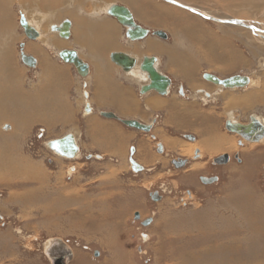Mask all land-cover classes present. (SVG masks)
<instances>
[{"label":"rangeland","instance_id":"obj_1","mask_svg":"<svg viewBox=\"0 0 264 264\" xmlns=\"http://www.w3.org/2000/svg\"><path fill=\"white\" fill-rule=\"evenodd\" d=\"M179 1L205 7L214 14L264 24V8L257 7H264V0ZM139 2L152 5L157 12L152 13L160 18L172 10L178 15L182 13L209 33L205 42L208 44L203 46L197 40L174 35L180 44L195 45L200 54L196 61L203 58L198 64L201 72L196 86L204 88L182 87L181 82L175 81L165 96L177 102L175 107L178 104L209 117V124L198 121L193 130L177 125L172 114H155L149 124L153 129L150 133L130 132L134 138L126 144L127 148H138L132 160L144 168L135 172L129 160L131 151L125 159L106 157V161L100 153L85 149L75 159L55 155L48 142L62 138L67 130L52 132L47 128L51 122L43 120L48 123L45 125L40 124L42 120L33 119L34 104L19 105V95H12L11 99L6 95V104L0 100V110L6 114L0 113V264H52L46 251L55 240L62 241L72 252L70 264H264V140L250 145L226 129L230 112L241 124L249 123L253 115L264 118V44L255 40L252 30L220 25L162 0ZM158 6H165V12L160 13ZM19 9V0H0V53L5 52L3 60L7 66V76L0 83L7 86L11 82L12 92L19 90L18 77L30 72L22 61V44L27 38L23 35ZM35 21L42 27L41 22ZM186 28L188 33H196L194 28ZM168 34V41L172 42L173 36ZM210 46L225 54L229 67L207 62L203 53L210 52ZM207 73L221 79L247 76L253 83L246 88L225 89V93L241 96L237 100L230 97L229 102L221 97L224 89L205 80ZM22 79L23 83L26 79L29 88L30 77ZM202 90L211 97L205 98ZM3 91L0 87V93ZM258 91L261 95L257 98L243 100V95ZM8 111L13 116H7ZM25 115L32 119H21ZM18 116L23 120L24 131L17 129L14 118ZM207 125L220 135L236 139V147L223 152L214 149L212 154L201 150V133ZM171 140L193 148L184 149L183 155L169 145ZM141 151L146 157L140 156ZM224 155L230 157V162L215 165L214 160ZM179 159L188 160V164L176 168L172 162ZM18 163L23 164V177H11L12 167L17 168ZM30 164L36 169L31 170L33 174L27 171ZM201 176L217 177L218 181L207 186L200 181ZM67 191L78 197V202L85 200L73 204L70 196L64 195ZM155 192L162 196L161 201L152 200L151 194ZM247 192L251 199L245 202ZM25 193L40 197L35 202L24 200ZM262 208L260 217L258 211ZM137 213L141 221L136 220ZM148 218L153 223L144 226L142 222ZM253 218L256 221L252 222ZM226 229L236 233L230 231V237L222 239L220 233Z\"/></svg>","mask_w":264,"mask_h":264},{"label":"crops","instance_id":"obj_2","mask_svg":"<svg viewBox=\"0 0 264 264\" xmlns=\"http://www.w3.org/2000/svg\"><path fill=\"white\" fill-rule=\"evenodd\" d=\"M114 5L127 7L136 22L148 29L150 35L141 41H130L126 37V28L109 15V10ZM19 8L21 17L24 16L29 24L31 22V26L39 33L36 40H30L23 30L27 40L22 44V52L34 58L36 65L31 68L23 63L26 71L30 70V72H27V75L25 73V77H18L19 99L23 104H34L31 109L33 119L42 120L40 124L45 125L48 123L43 120L51 122L47 128L49 127L48 129L52 132L67 130L61 135L62 137L73 134L77 138L80 150L100 153L103 161H106V157L125 159L126 153L130 151L129 160L131 157L134 158V154H138V148L130 149L126 144L134 138L130 132L140 130L126 125L127 129H125L121 126L122 122L112 119L116 121L113 122L110 118L104 117V113H113L122 120L150 124L155 114L167 112L172 114L177 125L183 124L185 128L193 130L196 129L198 121L209 124V117L195 114L194 109L190 110L178 104L175 107L177 102L171 98L156 92L141 93L142 87L147 83L146 80L141 81L138 76H132V72L138 69V64L140 67L145 57H157L160 66L156 67L161 73L167 74L172 84L177 81L183 84L182 87L204 88L196 86L201 72L198 64L202 63L203 58L196 61L197 54H200L194 49L195 45L180 44L176 41L174 35L176 36L180 31V24L174 26L175 30L160 25L159 22L163 18L153 15L152 5L140 4L139 0H19ZM34 19L40 21L42 27H36L33 23ZM67 21L71 23L69 40L61 38L58 31ZM176 29H178L177 32ZM183 29L186 34L185 23ZM157 31H165L168 38L163 40L155 36L154 33ZM167 32L173 36L172 42L168 41L170 35ZM189 35L191 36L192 33ZM192 40L190 38L189 41ZM64 51H75L78 58L80 57L79 59L88 65L87 78H81L73 64L60 58V53ZM113 53L128 54L139 62L130 72H125L111 61ZM204 57L208 63L211 62L209 56ZM27 76L31 81L29 88H27L26 79L25 83L22 81V78ZM182 87L180 89H184ZM205 87H207L206 84ZM6 92L10 95L8 89ZM224 92L226 91L221 92V97L225 100L235 97L234 95L224 96ZM250 93H253V99L257 98L256 95H261L259 91ZM159 98L163 99L160 101L162 104L158 102L155 105V101ZM182 112L184 116H181ZM24 118L29 119L30 116L25 115L21 119ZM79 132L82 134L81 143L78 139ZM221 137L230 138L231 136L220 135L209 128V125L205 126L199 143L201 150H205L208 154H212L214 149L221 150L220 146L209 148L215 138ZM169 145L179 149L180 153L183 149H187L185 143L177 140H171ZM141 153L140 156L146 157L143 151Z\"/></svg>","mask_w":264,"mask_h":264},{"label":"water","instance_id":"obj_3","mask_svg":"<svg viewBox=\"0 0 264 264\" xmlns=\"http://www.w3.org/2000/svg\"><path fill=\"white\" fill-rule=\"evenodd\" d=\"M166 3L173 4L176 6H180L186 10H190L192 12H196L194 8L187 7L182 5L181 3L175 0H162ZM205 18L212 20L214 22L225 23V24H234L236 26H241L244 28H251L248 26L247 23L239 20H222L217 19L212 16L206 15L203 12H199ZM109 15L115 18L118 23H120L124 28H126V37L130 41H141L146 39L150 35V31L141 25H139L131 13V11L122 5H114L109 10ZM22 28L25 31L26 36L30 40H36L39 37V33L35 30L25 19L24 16L21 17L20 22ZM70 28L71 23L65 22L63 26L60 28L59 35L61 38L68 39L70 37ZM155 36L166 40L168 38L167 34L162 31H157L154 33ZM60 58L67 62L74 65L78 74L82 78H86L89 74V67L83 61L78 58V55L75 51H64L60 53ZM22 61L23 63L31 68H34L36 65V61L34 58L30 56H26L22 52ZM111 61L115 63L117 66L121 67L125 72H130L134 69L138 63L137 59L133 58L132 56L125 54V53H113L111 55ZM158 63L157 57H145L140 65V71L147 74L148 76V83L145 84L142 89L141 93L145 94L148 92H156L162 96H166L168 93V88L172 86V80L166 76L165 74L161 73L156 64ZM205 80L212 82L215 85L221 86L226 89H240L246 88L250 85V79L247 76H233L226 79H221L213 74H204ZM104 117L110 119H116L122 122L129 128H133L136 130H140L143 132L150 133L152 131V125L143 124L138 121L134 120H122L117 117L113 113H104ZM226 129L234 134L239 135L245 141L252 142V143H259L264 140V124L258 120L256 117L252 116L250 118L249 123L241 124L238 122H232L228 120L226 122ZM190 140L194 141L193 137H189ZM49 148L56 151V153L64 156L68 159H74L76 155L79 153L80 149L76 141V137L73 134H68L62 138L52 140L48 143ZM238 158V157H237ZM215 162L218 165H225L230 162V157L228 155L221 156L220 158L216 159ZM187 160H175L172 164L176 168H183L186 166ZM131 164L135 172H140L144 168L136 163L134 160L131 159ZM206 184H212L218 181L217 177L214 178H206L202 177L201 179ZM205 180H207L205 182ZM151 198L154 202H159L162 199L157 192L151 195ZM136 220L139 219L140 214L137 213L135 215ZM152 224V219L146 221L144 226H150ZM48 257L52 261V264H69L70 261L73 259L72 252L67 248L66 244H64L60 240H55L51 244V246L46 251Z\"/></svg>","mask_w":264,"mask_h":264},{"label":"bare ground","instance_id":"obj_4","mask_svg":"<svg viewBox=\"0 0 264 264\" xmlns=\"http://www.w3.org/2000/svg\"><path fill=\"white\" fill-rule=\"evenodd\" d=\"M133 1V0H132ZM175 1H177V2H179V3H181L182 5H185V6H187V7H191V8H194L195 10H196V12H192V11H190V10H188V11H190V12H192V13H195V14H198V15H201L199 12H203V13H205L206 15H209V16H212V17H214V18H217V19H222V20H239V21H243V22H245V23H247V25L248 26H251V28L249 29V28H246V29H249V30H252L253 32H254V36H256V37H254L255 38V40L257 41V42H259L260 44H264V24L263 23H261L260 21H251V20H247V19H241V18H230V17H226V16H224V15H218V14H214V13H212V12H209V10H207V9H204L205 7H200V6H196V5H192V4H190V3H184V2H181V1H179V0H175ZM226 1V0H225ZM52 2V1H51ZM92 2V1H91ZM247 2V1H246ZM250 4H253V3H251V2H249ZM169 4V3H168ZM172 6H174L173 4H171ZM247 5V4H246ZM4 6H5V4H4ZM29 6V5H28ZM257 6V5H256ZM6 7H8V4H7V6ZM107 7V6H106ZM175 7H177L176 5H175ZM259 9H263L264 7H259V6H257ZM109 8V7H108ZM156 8V7H155ZM178 8H181V9H184V8H182V7H180V6H178ZM160 13L162 12H165V10H166V8H165V6H163V7H161V6H158V8H156ZM3 10V9H2ZM106 10H107V8H106ZM109 10V9H108ZM150 10H151V8H150ZM154 10V9H153ZM153 10H151L153 13L155 12V11H153ZM184 10H186V9H184ZM105 11V10H104ZM103 11V12H104ZM81 12V11H80ZM168 12V11H167ZM155 13H157V12H155ZM159 13V14H160ZM2 15V14H1ZM154 15V14H153ZM202 16V15H201ZM5 17H6V15H5ZM163 20L161 21V22H159V24L160 25H162V26H164V27H166V28H169V29H174L175 27V25L176 24H180V27H181V29H180V31H178V34H177V36H178V38H185V37H188V38H192L194 41H198V45L199 46H203L204 44H208V43H205L206 41H207V39L206 38H208L207 36L209 35V33H207V32H205L204 31V29L202 28V25L200 26L199 24H196V22H190L189 20H188V18H185V16H183V14L182 13H180L179 15H178V13L176 12V11H174V10H172V11H170L169 13H163ZM202 17H204V16H202ZM45 18V17H44ZM205 18V17H204ZM2 19V18H1ZM207 19V18H206ZM207 20H209V19H207ZM136 21V20H135ZM212 21V20H211ZM40 22V21H39ZM214 22V21H213ZM33 23H35V25H36V27H38V28H40V26L38 25L39 23L38 22H36L35 20H33ZM104 23V22H103ZM185 23V25L187 26V27H189L188 29H190L191 27L192 28H194L195 29V32L196 33H198L197 32V30L199 31V33L198 34H192L191 36L189 35L190 33H188L187 31H186V34L184 33V30H182L183 29V24ZM216 23H219V22H216ZM102 24V23H101ZM220 25H222V24H225V23H219ZM30 25H31V22H30ZM34 25V26H35ZM226 26H231V27H233V26H236V25H234V24H225ZM239 27H241V26H239ZM88 28V27H87ZM200 28V29H199ZM242 28H244V27H242ZM3 29V28H2ZM175 30V29H174ZM177 30L178 29H176V32H177ZM240 30H242V29H240ZM181 35V36H180ZM69 40V39H68ZM99 43V42H98ZM88 45V44H87ZM93 45V44H92ZM91 47V46H90ZM101 48V47H100ZM210 48H212L211 49V51L210 52H204L203 53V55L204 56H209L210 57V59H211V62H210V64H213V66H220V64H224V67H229L230 65H228V63L230 62L229 60H226V58H224V57H221V56H223V54H219L217 51V48L216 47H213V46H210ZM3 53L5 54V52L4 51H1V53H0V56L2 55V63L0 64V79H2V77H5L6 78V76H7V66H6V63H5V61L3 60ZM202 55V56H203ZM1 58V57H0ZM80 58V57H79ZM225 59V60H224ZM11 60V59H10ZM226 61H228V63L226 62ZM139 62V61H138ZM142 63V62H141ZM8 64V66H9V63H7ZM156 66H158L159 67V61H158V63L156 64ZM226 67V68H227ZM13 68V67H12ZM219 68H221V67H219ZM218 68V69H219ZM140 67H139V64H138V69H135L133 72H132V76H138L139 78H140V80L141 81H143V80H148V76H147V74H145V73H141L140 72ZM158 69V68H157ZM14 70V69H13ZM14 74V73H13ZM88 77V76H87ZM220 78V77H219ZM4 79V78H3ZM149 81V80H148ZM1 82V81H0ZM253 83V81L252 80H250V84H252ZM13 84L10 82V85H9V82H7V86H8V91H9V94L10 95H8V98H10L11 99V96L12 95H14V96H17V98H18V91L17 90H15V91H11L10 90V87L12 86ZM216 86H218V85H216ZM0 87H1V90H2V88L3 89H7V87L5 86V83H0ZM218 87H221V86H218ZM17 88H19V87H17ZM223 88V87H222ZM224 89H226V88H224ZM237 88H234V89H230V90H236ZM4 90V91H5ZM198 90V89H197ZM227 90H229V89H227ZM11 91V92H10ZM202 91H204V90H202ZM226 91V90H225ZM20 92H21V90H20ZM168 93H169V88H168ZM167 93V94H168ZM203 93V92H202ZM88 94V93H87ZM87 94H85V95H87ZM228 93H225L224 92V96H231L230 94L229 95H227ZM232 94V93H231ZM250 94V95H249ZM248 95H246L245 94V96L243 97V100L244 101H247L248 99H253L252 98V96H253V93H249ZM7 94H6V92H3V93H0V100H3V102H6V100H4V98H5V96H6ZM213 95V94H212ZM232 95H234V94H232ZM203 96H205V98H206V96H207V93H205ZM215 96V95H214ZM7 97V96H6ZM19 97H20V94H19ZM204 98V99H205ZM239 97H235L233 100H237ZM14 99V98H13ZM18 100V99H17ZM207 100V99H206ZM10 101V100H9ZM161 101V99H157V101H155V105H157V103L158 102H160ZM229 101V100H228ZM249 101V100H248ZM230 102V101H229ZM228 102V103H229ZM9 103V102H8ZM161 103V102H160ZM248 103V102H247ZM11 104V103H10ZM21 104H23L22 103V101L19 99V105H21ZM162 104V103H161ZM243 104H245V103H243ZM19 105L18 104H15V106L17 107H19ZM158 105H160V104H158ZM233 105V104H232ZM251 106V105H250ZM157 107V106H156ZM28 110V109H27ZM232 111V110H231ZM0 113H4L3 112V109L2 110H0ZM8 113V115L7 116H9V115H11V116H13V114L14 113H12V114H9V111L7 112ZM2 115V114H1ZM254 117H256L258 120H260L263 124H264V118H262V117H259V116H255V115H253ZM3 117H5V116H3ZM230 119L229 120H231L232 122H238V120L236 119V117H235V114L233 113V112H230L229 113V116H228ZM7 119V118H6ZM16 121H15V120ZM13 120L16 122V126H17V129H19V130H21V131H24L25 129H24V127H25V125H24V123H22V121L23 120H21V119H19V116L16 118H14ZM30 119V118H29ZM28 119V120H29ZM1 120H5V119H1ZM19 120H20V122H19ZM28 120H27V122H28ZM30 123V122H29ZM239 123V122H238ZM28 125V124H27ZM16 131H18V130H16ZM16 139V138H15ZM77 139V138H76ZM77 141V140H76ZM49 143V142H48ZM78 144V143H77ZM252 143L250 142V145H251ZM255 144V143H254ZM258 144V143H257ZM48 146V145H47ZM79 146V145H78ZM216 146H220V151H231V150H233L235 147H236V139H234L233 137H221V138H215L214 140H213V142L211 143V146H209V148L210 149H212V148H214V147H216ZM189 147L187 146V149H188ZM193 148V147H192ZM191 148V149H192ZM51 149V148H50ZM80 149V148H79ZM184 150V149H183ZM189 150V149H188ZM51 151L52 152H55L56 153V151H54V150H52L51 149ZM193 153V152H192ZM191 153V154H192ZM58 153H56L55 155H57ZM79 154H80V151H79V153L76 155V157L77 156H79ZM59 156H61L60 154H58ZM62 158L64 157V156H61ZM75 157V158H76ZM64 158H66V157H64ZM74 158V159H75ZM27 162V161H26ZM62 162V161H61ZM15 165V164H14ZM22 165L23 164H21V163H18L17 164V168H13L12 167V169H13V172H11L9 175H11V177H14V178H16V177H23V174H24V172H21V167H22ZM31 166H28V165H26V167L28 166L29 168H28V172L30 171V173L31 174H33L32 172H31V170H34L35 168H33V167H35V166H33L32 164H30ZM23 169V168H22ZM23 170H26V168L25 169H23ZM34 172H36V169L34 170ZM27 173V172H26ZM36 174H38V173H36ZM41 177V176H40ZM26 192V191H25ZM68 192V191H67ZM32 193V192H31ZM31 193H25L24 195V200L26 199V200H31V201H34L35 202V200L38 198V197H40L39 196V194H31ZM65 196H67V197H69L70 196V199H71V202L73 203V204H79L80 203V201H84L85 199H80L79 200V202L77 201V199H79L78 197H73L72 196V192H68V193H66L65 192V194H64ZM246 201L245 202H248L250 199H251V197H250V195H249V193L247 192V194H246ZM33 199V200H32ZM39 199V198H38ZM37 199V200H38ZM253 202V201H252ZM253 203H255V202H253ZM237 206H239V205H237ZM255 210V209H254ZM261 210V209H260ZM258 211V213L260 212V217L262 216V214H263V208H262V210L261 211ZM253 217V216H252ZM100 218V217H99ZM261 219H263V217L261 218ZM103 220V219H102ZM252 220V222L253 221H256V220H254V218L253 219H251ZM264 220V219H263ZM91 221V220H90ZM94 221H95V219H94ZM106 221V220H105ZM117 223V222H116ZM213 223V222H212ZM252 224V223H251ZM249 226V225H248ZM252 226H253V224H252ZM251 226V227H252ZM116 228H118V227H116ZM228 229H226V230H223L221 233H220V235H222V239H224V238H228V237H230L229 235L231 234V232L233 233V234H235L236 233V231H232V230H230V231H227ZM251 230V229H250ZM252 234V233H251ZM253 235V234H252ZM118 236V235H117ZM254 236V235H253ZM256 236V235H255ZM255 236H254V238H255ZM203 238H204V236H203ZM253 238V237H252ZM112 239V238H111ZM259 239V238H258ZM163 240V239H162ZM221 240V239H220ZM210 241V240H209ZM222 241V240H221ZM225 241H226V239H225ZM232 241V240H231ZM252 241H253V239H252ZM254 241H255V239H254ZM114 242V241H113ZM53 242H51V244H52ZM222 243V242H221ZM229 243V242H228ZM233 243H234V241H233ZM239 243V242H238ZM51 244H50V246H51ZM213 248V247H212ZM218 248V247H217ZM222 249V248H221ZM214 250V249H213ZM233 250V249H232ZM216 251V250H215ZM214 251V252H215ZM222 251V250H221ZM229 251V250H228ZM239 251V250H238ZM219 253V252H218ZM225 253V252H224ZM228 253H231V255H232V252H228ZM235 253V252H234ZM220 254V253H219ZM220 256V255H219ZM227 256H228V254H227ZM228 258V257H227ZM230 258V257H229ZM226 263V262H225ZM227 264V263H226Z\"/></svg>","mask_w":264,"mask_h":264},{"label":"flooded vegetation","instance_id":"obj_5","mask_svg":"<svg viewBox=\"0 0 264 264\" xmlns=\"http://www.w3.org/2000/svg\"><path fill=\"white\" fill-rule=\"evenodd\" d=\"M159 70V69H158ZM146 82L148 83V80H146ZM146 83V84H147ZM173 85V84H172ZM171 88H172V86L169 88V91L171 90ZM221 89H224V88H222V87H220ZM225 90V89H224ZM203 94H205V93H203ZM206 97H211V95L209 94V93H207V96ZM199 154V153H198ZM131 159H134L133 157H131L130 158V160ZM218 159V158H217ZM216 160V159H215ZM215 160H214V164L215 165H218L216 162H215ZM173 161H175V160H173ZM188 164V160H187V163H186V165ZM202 177H206V178H208V179H210V178H214L213 176H201V178H200V181L203 183V184H205V185H207V186H210V185H212V184H214V183H216V182H214V183H212V184H206V183H204V181H202L201 179H202ZM207 180H205V182H206ZM156 193V192H155ZM155 193H153V195L155 194ZM159 194V193H158ZM152 195V194H151ZM160 195V194H159ZM136 218V217H135ZM150 219H152V218H148L147 220H145V221H143L142 222V224L144 225V223L146 222V221H148V220H150ZM137 221H141V216L139 217V219H137ZM152 223H153V219H152Z\"/></svg>","mask_w":264,"mask_h":264}]
</instances>
